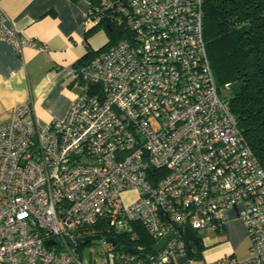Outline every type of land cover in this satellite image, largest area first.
<instances>
[{
    "label": "built area",
    "instance_id": "built-area-1",
    "mask_svg": "<svg viewBox=\"0 0 264 264\" xmlns=\"http://www.w3.org/2000/svg\"><path fill=\"white\" fill-rule=\"evenodd\" d=\"M84 1L85 24L115 9L131 35L75 69L82 90L63 118L41 124L26 101L0 123V264H96L82 255L94 241L119 252L116 264L200 257L199 237L192 243L178 227L221 232L233 208L249 255L203 264H264V166L221 93L230 84L215 81L203 0ZM0 41L17 53L46 49L21 36L1 6ZM138 227L154 243L173 235L153 253L106 240ZM89 234L101 237L82 243Z\"/></svg>",
    "mask_w": 264,
    "mask_h": 264
},
{
    "label": "crops",
    "instance_id": "crops-1",
    "mask_svg": "<svg viewBox=\"0 0 264 264\" xmlns=\"http://www.w3.org/2000/svg\"><path fill=\"white\" fill-rule=\"evenodd\" d=\"M0 6L21 36L46 45L17 53L0 41V123L26 101L41 124L63 118L82 90L75 84L76 66L89 49L106 42L105 32L86 28L84 0H0Z\"/></svg>",
    "mask_w": 264,
    "mask_h": 264
},
{
    "label": "trees",
    "instance_id": "trees-1",
    "mask_svg": "<svg viewBox=\"0 0 264 264\" xmlns=\"http://www.w3.org/2000/svg\"><path fill=\"white\" fill-rule=\"evenodd\" d=\"M119 15L109 10L96 23L86 24L91 31L102 29L107 40L89 49L83 61L131 35L129 22ZM203 35L215 81L218 86L230 84V110L264 166V0H203ZM91 230L105 232L106 227ZM115 238L153 253L154 240L141 227L133 237L117 233ZM202 248L203 244L197 245L198 252Z\"/></svg>",
    "mask_w": 264,
    "mask_h": 264
},
{
    "label": "rangeland",
    "instance_id": "rangeland-1",
    "mask_svg": "<svg viewBox=\"0 0 264 264\" xmlns=\"http://www.w3.org/2000/svg\"><path fill=\"white\" fill-rule=\"evenodd\" d=\"M221 93L229 97L231 87L223 88ZM135 196L136 193L133 190L122 194L124 202H130ZM239 208H241V205ZM224 216V230L221 232L211 228H201L196 231V235L201 241L200 243L203 244L202 256H185L178 258L174 262H178L179 264H203L205 261H210L224 254H234L238 258L249 255L250 239L236 209L226 210ZM118 254V251H109L106 253L101 249L100 242L98 241L82 247L83 257L90 262L95 261L96 264H116L115 260Z\"/></svg>",
    "mask_w": 264,
    "mask_h": 264
},
{
    "label": "water",
    "instance_id": "water-1",
    "mask_svg": "<svg viewBox=\"0 0 264 264\" xmlns=\"http://www.w3.org/2000/svg\"><path fill=\"white\" fill-rule=\"evenodd\" d=\"M178 231L182 232L185 237H187L188 239L191 240L192 243L196 242V239H197L196 234L194 233V231H192L188 227H184V228L178 227ZM171 235H173V231H169L165 235H163L157 242L154 243L153 249L155 251H158L164 245V243L167 241L169 236H171ZM100 237H101V235H99V234H89V235L83 236L81 239V242L87 243V242H90L92 240L99 239ZM106 240L112 244H116V239L114 237H107ZM119 248H120V250H123V251H125V250L132 251V252L136 251L134 248L124 246V245L120 246Z\"/></svg>",
    "mask_w": 264,
    "mask_h": 264
}]
</instances>
